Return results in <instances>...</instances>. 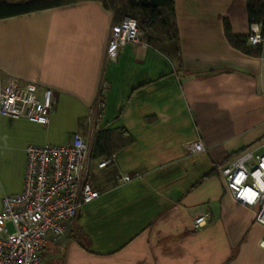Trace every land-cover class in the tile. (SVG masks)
I'll return each instance as SVG.
<instances>
[{
	"label": "crops",
	"instance_id": "obj_1",
	"mask_svg": "<svg viewBox=\"0 0 264 264\" xmlns=\"http://www.w3.org/2000/svg\"><path fill=\"white\" fill-rule=\"evenodd\" d=\"M243 4L174 0L179 57L170 43L144 40L108 57L119 22L95 0L0 19V86L13 76L55 99L45 126L0 116V208L22 189L25 145L66 144L74 132L88 144L85 181L98 192L63 235L47 238L39 264H264L256 208L232 196L218 169L203 177L264 140V56L224 36L226 17L232 32L249 33ZM118 128L132 142L98 167L105 159L90 157L94 133ZM197 139L204 149L190 152ZM199 212L209 218L193 229Z\"/></svg>",
	"mask_w": 264,
	"mask_h": 264
},
{
	"label": "built area",
	"instance_id": "obj_2",
	"mask_svg": "<svg viewBox=\"0 0 264 264\" xmlns=\"http://www.w3.org/2000/svg\"><path fill=\"white\" fill-rule=\"evenodd\" d=\"M142 34L133 17L125 16L111 28L106 54L113 56L127 43H138ZM247 42L264 44L261 25L252 23ZM102 84L96 101L98 109L104 106ZM55 108L54 92L39 90L35 83H22L10 76L0 86V116L24 118L39 125H47ZM98 114V115H97ZM190 152L202 151L200 140L193 141ZM25 166L22 189L19 193L4 195L0 208V264H39L47 238L63 235L77 214L81 204L98 196L85 181L88 144L78 132L71 134L68 143L52 145L27 144L24 147ZM110 163L105 159L98 167ZM225 187L245 206L255 207V220L264 224V140L249 146L218 167ZM124 180H128L126 175ZM209 218L208 212L197 213L192 228L198 229ZM7 223L13 227L9 230ZM264 246V238L261 240Z\"/></svg>",
	"mask_w": 264,
	"mask_h": 264
},
{
	"label": "trees",
	"instance_id": "obj_3",
	"mask_svg": "<svg viewBox=\"0 0 264 264\" xmlns=\"http://www.w3.org/2000/svg\"><path fill=\"white\" fill-rule=\"evenodd\" d=\"M75 0H0V19L33 11L60 6ZM105 8L114 12L115 21L125 17H133L142 34V40L157 49H162L164 43L171 44V50L179 57L178 30L175 20L174 0H95ZM247 25L258 23L264 34V0H243ZM224 36L228 43L251 56H264V44L250 45L247 42L248 33L232 32L228 18H224ZM132 142L124 128L98 129L94 133L90 157L93 160L108 159L119 149ZM244 148L230 153L225 162L234 157ZM222 164H216L203 177L217 173Z\"/></svg>",
	"mask_w": 264,
	"mask_h": 264
},
{
	"label": "rangeland",
	"instance_id": "obj_4",
	"mask_svg": "<svg viewBox=\"0 0 264 264\" xmlns=\"http://www.w3.org/2000/svg\"><path fill=\"white\" fill-rule=\"evenodd\" d=\"M166 44H168V43H164V46L166 45ZM163 46V47H164ZM61 126H64V127H66V128H69L70 127V124L67 122V123H62L61 124ZM68 134L66 133V136H67Z\"/></svg>",
	"mask_w": 264,
	"mask_h": 264
}]
</instances>
